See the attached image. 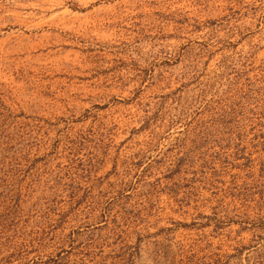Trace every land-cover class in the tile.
<instances>
[{
  "label": "rangeland",
  "instance_id": "rangeland-1",
  "mask_svg": "<svg viewBox=\"0 0 264 264\" xmlns=\"http://www.w3.org/2000/svg\"><path fill=\"white\" fill-rule=\"evenodd\" d=\"M27 1L66 31L0 30V264H264V0Z\"/></svg>",
  "mask_w": 264,
  "mask_h": 264
},
{
  "label": "bare ground",
  "instance_id": "bare-ground-1",
  "mask_svg": "<svg viewBox=\"0 0 264 264\" xmlns=\"http://www.w3.org/2000/svg\"><path fill=\"white\" fill-rule=\"evenodd\" d=\"M9 5L11 8H8ZM57 10L58 8L47 6L46 2L28 4L27 0H6L0 5V13L8 12L3 16L0 15V30H12L7 38L25 52L57 47L59 44L56 41L59 37L54 33L66 31L59 15L56 14ZM48 15H51L50 18H47ZM41 37H47V40L41 46H34V41ZM30 39L32 42L29 41Z\"/></svg>",
  "mask_w": 264,
  "mask_h": 264
}]
</instances>
